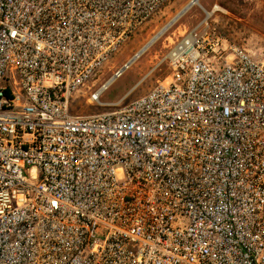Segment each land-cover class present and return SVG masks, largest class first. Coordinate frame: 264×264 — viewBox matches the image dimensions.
Listing matches in <instances>:
<instances>
[{
  "label": "built area",
  "instance_id": "obj_1",
  "mask_svg": "<svg viewBox=\"0 0 264 264\" xmlns=\"http://www.w3.org/2000/svg\"><path fill=\"white\" fill-rule=\"evenodd\" d=\"M170 1L0 0V264H264V60L206 18L148 95L101 101L133 57L72 113Z\"/></svg>",
  "mask_w": 264,
  "mask_h": 264
},
{
  "label": "rangeland",
  "instance_id": "obj_2",
  "mask_svg": "<svg viewBox=\"0 0 264 264\" xmlns=\"http://www.w3.org/2000/svg\"><path fill=\"white\" fill-rule=\"evenodd\" d=\"M191 0H171L143 28H141L97 73L93 80L81 88L72 100V113L76 115L101 114L112 109L102 108L90 103L91 95L114 74L137 55L146 44L163 29L174 17L187 7ZM218 10L208 19L211 30L227 47L245 50L264 60V0H201L148 52L115 80L103 94V103H118L126 97L124 105L148 95L157 82L169 77L172 70L163 63L170 50L182 40L180 30L190 32L204 20V10ZM173 40V44L169 42Z\"/></svg>",
  "mask_w": 264,
  "mask_h": 264
},
{
  "label": "bare ground",
  "instance_id": "obj_3",
  "mask_svg": "<svg viewBox=\"0 0 264 264\" xmlns=\"http://www.w3.org/2000/svg\"><path fill=\"white\" fill-rule=\"evenodd\" d=\"M195 6H201V0H191V2H189V4H187V7L184 10H182L176 17H174L163 29H161L158 33H156V35L146 44V46L143 48V50H141L139 53H137V55L135 56L134 61L131 63V65H133L136 61H138L146 52H148V50H150L158 41H160L182 19V17H183L182 15H186ZM217 9H218V7H217ZM213 14H214V11L207 12V14H206L207 18H210ZM179 32H180L179 34L182 37H185L188 34V32H186L184 30H182V31L180 30ZM169 42L171 44H173L172 39H169ZM159 64L155 68H157L159 66ZM131 65L129 66V68L131 67ZM123 73H122V75H123Z\"/></svg>",
  "mask_w": 264,
  "mask_h": 264
},
{
  "label": "water",
  "instance_id": "obj_4",
  "mask_svg": "<svg viewBox=\"0 0 264 264\" xmlns=\"http://www.w3.org/2000/svg\"><path fill=\"white\" fill-rule=\"evenodd\" d=\"M185 14V13H184ZM182 16H184V15H182Z\"/></svg>",
  "mask_w": 264,
  "mask_h": 264
}]
</instances>
